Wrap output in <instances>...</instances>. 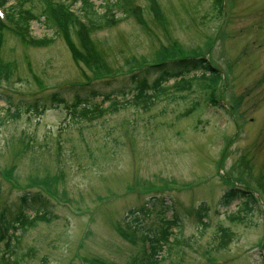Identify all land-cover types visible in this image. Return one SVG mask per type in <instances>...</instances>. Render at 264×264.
Masks as SVG:
<instances>
[{"label":"rangeland","instance_id":"1","mask_svg":"<svg viewBox=\"0 0 264 264\" xmlns=\"http://www.w3.org/2000/svg\"><path fill=\"white\" fill-rule=\"evenodd\" d=\"M14 1L0 5L2 17ZM89 1L102 10L104 0ZM223 1L221 13L215 0H126L128 11L112 8L118 20L91 31L87 44L71 36L78 59L70 40L40 16L39 0L23 2L38 17L27 34L53 37L47 46L22 43L6 15L0 212L11 220L18 195L27 190L46 199L41 212L47 218L23 210V223L0 238V264H126L142 242L140 233L123 234L124 215L150 197L165 201L166 219L178 216L172 241L158 251L159 264H264V0ZM63 3L78 7L72 0ZM187 52L205 54L225 74L221 94L218 83L215 90L224 105L206 97L200 70L184 76L190 83L181 90L173 89L178 78L163 80L166 89L149 101L125 94L131 67ZM104 72L113 75L108 83L97 81ZM159 76L150 73L145 80L150 84ZM87 81L89 86L79 84ZM87 87L98 94L90 97ZM53 91L67 102L75 93L87 96L106 109L84 120L62 103L50 104ZM104 94L115 97L102 101ZM34 98L45 103L40 113L22 108ZM234 98L239 104L232 114L227 107ZM14 108L20 110L17 118L8 117ZM233 184L245 186L257 206L251 203L248 211L243 198L220 205ZM161 223L148 215L142 231H157Z\"/></svg>","mask_w":264,"mask_h":264},{"label":"trees","instance_id":"2","mask_svg":"<svg viewBox=\"0 0 264 264\" xmlns=\"http://www.w3.org/2000/svg\"><path fill=\"white\" fill-rule=\"evenodd\" d=\"M25 0H16L11 5L7 15L10 22L14 25V27L18 26L17 38L22 43H28L32 46L36 47H44L52 42V37L48 36H29L27 39L23 40V33L29 27V22L31 19H35V15L28 9L23 8V2ZM81 5V14L82 19L78 18L73 12H68L65 8L62 9L60 5L53 4L50 0H39L41 3V15L44 18L45 23L48 26H51L54 29V32H61L66 39H69L71 42V49L73 51V56L78 59V54L76 51V45L71 40V36H74L77 42L84 45L89 42L90 32L101 28L102 26L115 23L119 18L116 17L113 19L114 15L111 12V9L114 7H119L121 10L127 12L128 6L126 5V0H109L105 1L100 5L102 7V11H97L93 6L92 2L89 0H79ZM215 2L219 4V0H215ZM107 14H110V18H108ZM86 23H83V21ZM3 23L0 20V44L3 37L1 32ZM22 36V38H21ZM202 70L203 72L199 75L200 78V87L203 90L212 89L218 81L219 74L217 71L213 70L206 58L203 56L191 57L179 59L176 61L163 62L158 64H152L150 66H146L144 68L138 69L135 72L128 74L127 78L133 84H131L130 89L127 93H131L134 95L135 100H143L150 98L148 94L149 90H157L162 91L165 90L166 87L161 85L162 81L168 78H178L177 82L174 83V90H181L182 88H187L190 83V79H186L184 76L189 74L192 71ZM208 72V74H205ZM107 73V72H104ZM150 73H159V77L154 79L152 83L148 84L145 80V75ZM103 74V73H102ZM101 74V75H102ZM108 79H101L98 82L108 83ZM86 85V84H84ZM88 85V84H87ZM89 86V85H88ZM90 92V97L96 96L98 93L94 88L87 87ZM156 96V95H154ZM49 100L53 103H62L64 104L66 110L72 113L74 116H80L84 120H93L101 115L102 112L106 109V107H101L99 103H89L87 96H79L78 93H75L72 101L67 102L65 97L60 95L59 92L53 91L49 94ZM109 95L105 94L102 97L103 100H108ZM44 102L40 101L38 98L32 99V101L26 102L22 104V108L24 110H33L35 113H39L44 109ZM111 104V103H110ZM9 110V109H6ZM20 110L14 108V114L11 117L18 116ZM72 115V116H73ZM1 120V119H0ZM245 192H239L234 190H227L224 192L221 198V202L224 205L230 204L233 200L239 199L243 197V207L247 208L248 211H251V200L248 196L244 195ZM245 196V197H244ZM32 200L31 204L28 200ZM17 206L18 210L15 216L11 220H6L3 217V213L0 214V221L3 222L4 232H8L9 229H15V223H23L26 219V212L28 209H33L34 216H37L38 219L44 216V211L42 208L46 205V199L42 197L40 193H35L30 196L28 193H22L18 195L17 198ZM155 200L146 201L145 206L141 208V213L134 209H130L127 216L130 219L125 221V229L126 231L123 233L125 236L130 235L135 238L138 233L139 240L142 242L140 245V253L134 255L128 263L126 264H159L160 259L157 257L158 251L162 248L163 245H166L172 241L169 240V236L172 235L170 231L171 226L175 224V220H168L163 215L165 209V203L163 201L154 203ZM24 210V211H23ZM41 210L43 212H41ZM153 214L158 220L162 223L157 231H152L151 233H145L142 231V220L148 215ZM46 217V216H44ZM33 218V217H32ZM30 219L29 222L33 221ZM47 218V217H46ZM141 230H140V229ZM221 238H225L226 233L223 229H220ZM11 234V235H10ZM8 235V239L13 236V233ZM177 240V239H175ZM144 243V244H143ZM10 241L8 240L6 245L7 249L9 248Z\"/></svg>","mask_w":264,"mask_h":264}]
</instances>
